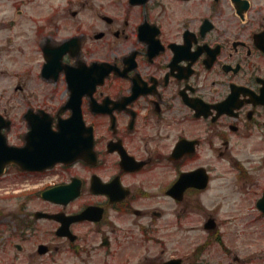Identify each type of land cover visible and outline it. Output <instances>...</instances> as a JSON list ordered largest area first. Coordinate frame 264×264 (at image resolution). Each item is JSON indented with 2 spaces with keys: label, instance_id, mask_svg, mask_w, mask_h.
I'll use <instances>...</instances> for the list:
<instances>
[{
  "label": "flooded vegetation",
  "instance_id": "af4514ba",
  "mask_svg": "<svg viewBox=\"0 0 264 264\" xmlns=\"http://www.w3.org/2000/svg\"><path fill=\"white\" fill-rule=\"evenodd\" d=\"M6 1L0 140L66 122L77 156L0 168V264H185L215 183L264 196V0Z\"/></svg>",
  "mask_w": 264,
  "mask_h": 264
},
{
  "label": "rangeland",
  "instance_id": "374dc122",
  "mask_svg": "<svg viewBox=\"0 0 264 264\" xmlns=\"http://www.w3.org/2000/svg\"><path fill=\"white\" fill-rule=\"evenodd\" d=\"M58 1H62V4L66 2L53 0L54 3ZM8 5L6 0H0L2 9H8ZM67 6L76 8L74 4ZM67 12L63 11L62 15L68 16ZM6 18L8 13L0 10V20ZM65 32L62 29V33ZM11 82L0 76V88ZM7 94L0 95V101L6 99ZM259 194L260 189L256 186L242 190L231 189L224 182L219 186L215 183L205 193L204 205L190 207L188 221H183L180 229L171 231L170 241L165 245V255H184L185 264H264V217L254 203ZM208 216L218 220L219 239L216 233L213 236L205 235L202 229ZM205 242L203 248L195 250Z\"/></svg>",
  "mask_w": 264,
  "mask_h": 264
},
{
  "label": "water",
  "instance_id": "95a60500",
  "mask_svg": "<svg viewBox=\"0 0 264 264\" xmlns=\"http://www.w3.org/2000/svg\"><path fill=\"white\" fill-rule=\"evenodd\" d=\"M58 127L59 130L56 132L50 131L48 127L42 128L37 136L30 137L23 146L7 145L1 138L0 168L5 163L15 162L21 168L40 169L56 161L74 159L77 153L71 147V138L62 131L70 125L63 122ZM257 205L264 210V197L258 200ZM179 261V259L169 260L168 264H180Z\"/></svg>",
  "mask_w": 264,
  "mask_h": 264
}]
</instances>
